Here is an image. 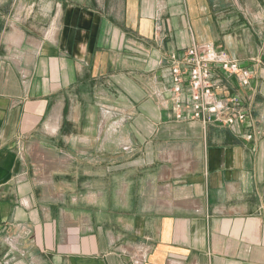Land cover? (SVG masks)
I'll return each mask as SVG.
<instances>
[{"label": "crops", "instance_id": "0c3cea01", "mask_svg": "<svg viewBox=\"0 0 264 264\" xmlns=\"http://www.w3.org/2000/svg\"><path fill=\"white\" fill-rule=\"evenodd\" d=\"M206 45L232 127L172 93ZM0 264H264V0H0Z\"/></svg>", "mask_w": 264, "mask_h": 264}, {"label": "built area", "instance_id": "2783aa9c", "mask_svg": "<svg viewBox=\"0 0 264 264\" xmlns=\"http://www.w3.org/2000/svg\"><path fill=\"white\" fill-rule=\"evenodd\" d=\"M170 73L172 93L176 97L187 94L194 120L203 125L218 123L228 127L246 120L248 113L240 95L223 99L217 95L220 89L217 74L234 75L243 87L251 82L252 73L231 60L226 52L217 51L212 45L194 46L171 57Z\"/></svg>", "mask_w": 264, "mask_h": 264}]
</instances>
